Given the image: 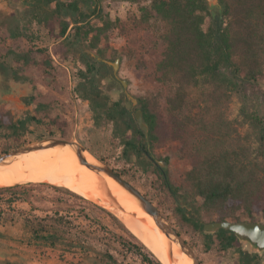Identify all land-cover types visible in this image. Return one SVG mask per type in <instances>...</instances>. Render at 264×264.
<instances>
[{
  "label": "trees",
  "instance_id": "obj_1",
  "mask_svg": "<svg viewBox=\"0 0 264 264\" xmlns=\"http://www.w3.org/2000/svg\"><path fill=\"white\" fill-rule=\"evenodd\" d=\"M52 2L55 7L50 8ZM219 2L221 8L208 7L205 0H150L148 7H140V21L148 20L154 13L168 25L161 35L165 49L155 66L154 76L172 88V93L165 97L167 119L162 111L138 99L143 121L148 126L147 136L137 124L135 110L124 104L123 95L111 100L105 92L103 80L109 67L91 53L93 50L105 59L104 50L99 47L100 39L121 25L119 19L103 18L99 3L91 12L83 11L75 0H33L31 16L51 29L57 24L60 44L82 65L76 70L73 96L87 102L95 126L111 124V136L122 145L123 159L134 160L133 164L144 173H156L173 197H182L186 206L191 205L193 214L189 216L185 215V208L177 206L176 209L185 224L203 234L204 248L210 250L216 246L221 255L233 250L238 254L236 264H259L260 256L245 247L235 233L223 228L204 232L206 222L201 220L202 216L217 215V221H239L243 216L256 221L257 214L264 215V0ZM91 16L99 17L101 25L92 26ZM206 19L208 24L204 29ZM26 36L32 38L31 34ZM15 58L19 65L13 70L2 67L3 71L13 72L15 81L29 82L34 93L22 101L34 105V111L17 118L8 110L0 111V138L11 143L1 153L21 147L27 141L31 124H41L44 119L49 126L61 130V138H67L65 122L58 113V101L37 100L34 80L25 74H30L33 68L49 73L51 55L45 48L38 49L35 55L25 51ZM31 66L35 67L27 68ZM233 96L240 104V121L236 127L221 109ZM195 108L198 111L191 113ZM244 126L246 132L241 133L240 128ZM190 129L196 134L187 147L185 137ZM168 140L182 142L185 145L182 151L187 152L191 161L180 185L172 183L166 168L161 169L153 162L154 146ZM167 160L164 158L163 163L167 164ZM115 171L123 177L121 171ZM23 188L29 187H0V193L10 192L9 202H13L20 197L17 191ZM52 188L93 204L64 187ZM102 210L122 231L114 234L126 253L135 254L143 264H162L116 216ZM81 213L88 218L86 211ZM48 220L64 225L65 232L71 234L70 246L86 248L80 234L73 232L76 226L63 215H45L31 221V237L35 242L55 246L59 238H65L63 230L46 223ZM101 257L115 263L107 252L101 253Z\"/></svg>",
  "mask_w": 264,
  "mask_h": 264
},
{
  "label": "rangeland",
  "instance_id": "obj_2",
  "mask_svg": "<svg viewBox=\"0 0 264 264\" xmlns=\"http://www.w3.org/2000/svg\"><path fill=\"white\" fill-rule=\"evenodd\" d=\"M98 1L103 18L119 19L121 22L120 26L109 30L100 39L99 47L104 50L105 59L111 62L118 59V77L126 81L127 92L137 100L146 101L150 108L162 111L167 119L169 114L166 110L165 97L172 93V88L157 81L154 76L155 66L162 58L165 49L161 35L167 30V23L154 13L150 14L146 21L139 20L140 7H148L150 0ZM95 5L96 0H82L79 4L80 8L86 12H91ZM28 11L29 7L22 0H0V64L7 69L14 68L17 66L14 61L16 54L31 50V53L35 55L36 47H49L53 62L49 73H41V70L37 71L33 68L35 66H31L27 68H33L34 71L31 69L32 72L26 75L34 80L37 100L58 101V113L65 122L66 139L77 141L93 157L121 171L123 177L149 198L165 219L180 232L193 248L200 264H236L238 254L235 251L229 250L227 255H221L216 246L206 250L203 234L194 231L183 222L176 208L177 206L185 208V215L189 216L193 214L191 205L186 206L182 197H173L162 186L156 173H144L133 164L134 160L128 162L122 158V145L111 136L110 123L99 127L93 124L87 102L75 98L72 94V88L77 81L76 70L82 65L60 44L58 26L55 24L53 29H49L48 26L34 22L28 23ZM90 24L99 26L101 20L97 16H91ZM207 24L208 19L203 25L204 29ZM26 30L34 36L28 41L22 36L17 37L12 34L14 31L25 32ZM91 53L94 51L92 50ZM27 68L24 67V71ZM2 72L3 75L0 74V111L8 110L14 118L33 113L34 105H26L22 101L23 97L34 93L29 82H15L10 74L3 69ZM104 90L111 100L121 98L122 93L117 85L104 83ZM123 102L131 108L129 101L123 100ZM138 105L137 101L135 108H139ZM239 106L238 99L233 96L221 108L225 117L233 122L234 127L240 121ZM197 111L198 109L195 108L191 113ZM192 129L188 130L185 137L188 139L187 147L193 143V137L196 134ZM240 131L245 133L246 127L240 128ZM61 134V130L56 126H49L48 120L44 119L41 124H31L26 135V143L45 138H61ZM9 145H11L10 141L0 138V154H2L1 150ZM183 146L185 145L182 142L168 140L161 146H154L152 150L153 157L157 161L163 162L164 158H168L165 168L168 170L170 180L176 185L182 184L183 174L191 167L187 152L182 151ZM18 185L29 188L18 190L17 194L20 197L13 202H9L12 196L10 192L0 193V264H143L138 256L126 253L120 247L114 233H122V231L113 224L109 215L102 209L112 213L119 220L120 218L107 206L91 199L87 200L93 204H87L52 188L58 186L56 184L27 182ZM82 211L88 213V218L83 217ZM45 215L65 216L76 226L73 232L80 234L79 236L86 242L84 243L86 248L83 250L77 246H70L68 241L71 234L65 232L64 225L49 220L46 223L63 230L65 238H59L55 246L35 242L31 237L30 222H35L36 219L43 218ZM216 218L217 215L202 216L201 220L207 223L217 221ZM139 219L145 221L144 217ZM255 219V222L264 224L263 214H257ZM241 220L251 221L244 216ZM103 226L107 229L102 228ZM244 246L253 249V246L245 241ZM104 252L112 255L115 263L103 259L101 253ZM255 253L260 256L259 264H264V251Z\"/></svg>",
  "mask_w": 264,
  "mask_h": 264
},
{
  "label": "bare ground",
  "instance_id": "obj_3",
  "mask_svg": "<svg viewBox=\"0 0 264 264\" xmlns=\"http://www.w3.org/2000/svg\"><path fill=\"white\" fill-rule=\"evenodd\" d=\"M84 155L87 161L95 162L87 152H84ZM21 182L56 184L107 206L162 264L192 263L191 259L180 251L178 245L158 228L153 219L141 210L126 190L107 175L95 172L79 163L67 145L24 152L0 163V187ZM105 188L110 190L122 209L111 203L105 195ZM140 217H144L145 221H141ZM171 255L178 259L177 263L171 261Z\"/></svg>",
  "mask_w": 264,
  "mask_h": 264
},
{
  "label": "water",
  "instance_id": "obj_4",
  "mask_svg": "<svg viewBox=\"0 0 264 264\" xmlns=\"http://www.w3.org/2000/svg\"><path fill=\"white\" fill-rule=\"evenodd\" d=\"M205 1L208 7H218V8L222 7L219 0H205ZM92 55L96 56L98 59L103 60L107 64H112L114 70L116 71L118 59H116L114 62H111L109 60L100 58L94 53H92ZM121 81L123 84V88H122L123 93L129 100H131L132 106L136 105L138 100L127 92L126 81L125 80H121ZM134 117L137 121L139 128L147 136L148 126L143 121L142 111L140 108H137L134 111ZM64 145H67L71 148L79 163L87 166L88 168H90L95 172L103 173L107 175L120 187L126 190L135 199L141 210H143L153 219L155 224L167 236V238L170 239L172 242L176 243L180 251L182 253H185V255L191 259L192 262L191 264H200V261L196 253L194 252L193 248L187 243V241L181 236V234L177 232L175 227L165 219V217L161 214V212L155 206V204H153V202H151L142 192H140L134 185H132L124 177L119 175L108 164L96 159L91 154L90 155L93 157L95 162L87 161L86 156L84 155V152L87 151L85 147L82 146L77 141L67 140L62 138H45V139L30 141L25 145H23L22 147L11 149L9 151L0 154V163L5 161L7 158H12L13 156L24 152L46 148V147L64 146ZM22 183H27V182L15 183L12 186ZM105 195L111 201V203H113L116 207L122 209V207L116 201L115 197L111 194L110 190L107 188H105ZM133 215L136 214L134 213ZM220 228L231 230L243 241L253 245L252 250L254 252L264 251V224L255 221H246V220H241V221L222 220V221L207 222L204 223L203 225L204 232H214ZM171 261L177 263L178 259L174 258L171 255Z\"/></svg>",
  "mask_w": 264,
  "mask_h": 264
},
{
  "label": "flooded vegetation",
  "instance_id": "obj_5",
  "mask_svg": "<svg viewBox=\"0 0 264 264\" xmlns=\"http://www.w3.org/2000/svg\"><path fill=\"white\" fill-rule=\"evenodd\" d=\"M23 2H25V4L27 5V7H29V13H28V16H27V19H28V23H30V22H34V23H37V24H39V25H44V26H48V28L49 29H51L50 28V26L49 25H45V24H43V23H38L35 19H33L32 18V16H31V9H32V6H33V0H22ZM59 1H64V2H67V1H69V0H59ZM75 1H77V2H79L80 3V1H82V0H75ZM97 3H99V1L98 0H96V4ZM49 7L50 8H53V7H55V2H52V3H50L49 4ZM57 25V24H56ZM59 29V28H58ZM12 34L13 35H15V36H17V37H19V36H22L23 38H25V39H27V41H28V39H31L30 37H27L26 35H28V34H31V32H29V31H14V32H12ZM58 34H59V32H58ZM32 35V34H31ZM34 36L32 35V38H33ZM38 49H45V48H42V47H36V49L34 50L35 52L38 50ZM47 49V51H48V53L51 55V58H52V54H51V49L48 47V48H46ZM26 51H30V53H31V50H26ZM25 52V51H24ZM12 53H14V52H12ZM20 54V53H19ZM17 55V54H16ZM31 55H33V53H31ZM70 55H72V54H70ZM74 56V55H73ZM75 57V56H74ZM76 58V57H75ZM15 59L16 58H14V61H15ZM77 59V58H76ZM115 61V60H114ZM114 61H112V62H114ZM16 62V61H15ZM17 63V66L19 65V62H16ZM107 64V63H106ZM108 65V67H109V73H108V75H107V77L105 78V80H103V82L104 83H106V85L107 84H114V85H117V86H119V88H120V90H121V93H122V95H123V97H124V100H126V101H129V103L131 104V110H136V108H135V106L136 105H134V106H132V102H131V100H129L126 96H125V94L123 93V90H122V88H123V84H122V81L121 80H124V79H121V78H119L118 77V68H116V71L114 70V67H113V65L112 64H107ZM0 66L1 67H3L1 64H0ZM16 66V67H17ZM0 67V74L1 75H3V72H2V69L3 68H1ZM52 67H53V62H52ZM117 67H118V64H117ZM15 68V67H14ZM14 68H12V67H9L8 68V70H13ZM8 74H10L11 75V78H12V80L13 81H15L14 79H13V77H14V75H13V72H8ZM26 74V73H25ZM15 82H18V81H15ZM20 83H23V82H20ZM127 84V83H126ZM127 86V85H126ZM153 162L154 163H156V164H158L159 166H160V168L161 169H165V163H163L162 161H157L155 158H153ZM250 246H253V245H251V244H249Z\"/></svg>",
  "mask_w": 264,
  "mask_h": 264
}]
</instances>
